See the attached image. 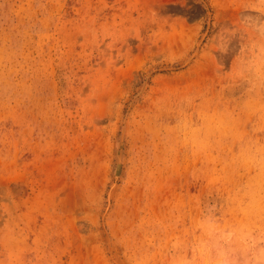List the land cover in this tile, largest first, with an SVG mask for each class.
<instances>
[{"label": "rangeland", "instance_id": "1", "mask_svg": "<svg viewBox=\"0 0 264 264\" xmlns=\"http://www.w3.org/2000/svg\"><path fill=\"white\" fill-rule=\"evenodd\" d=\"M0 264H264V0H0Z\"/></svg>", "mask_w": 264, "mask_h": 264}]
</instances>
